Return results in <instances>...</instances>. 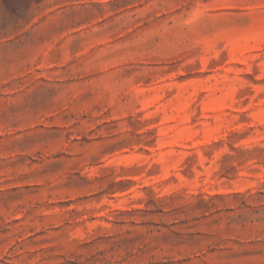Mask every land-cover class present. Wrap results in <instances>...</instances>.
<instances>
[{
	"label": "rangeland",
	"instance_id": "obj_1",
	"mask_svg": "<svg viewBox=\"0 0 264 264\" xmlns=\"http://www.w3.org/2000/svg\"><path fill=\"white\" fill-rule=\"evenodd\" d=\"M0 264H264V0H0Z\"/></svg>",
	"mask_w": 264,
	"mask_h": 264
}]
</instances>
